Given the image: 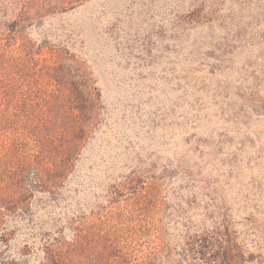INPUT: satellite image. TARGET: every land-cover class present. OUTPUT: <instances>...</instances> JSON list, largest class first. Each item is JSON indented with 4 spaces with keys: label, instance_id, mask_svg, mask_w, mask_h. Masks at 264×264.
I'll return each instance as SVG.
<instances>
[{
    "label": "trees",
    "instance_id": "obj_1",
    "mask_svg": "<svg viewBox=\"0 0 264 264\" xmlns=\"http://www.w3.org/2000/svg\"><path fill=\"white\" fill-rule=\"evenodd\" d=\"M86 1L0 0V264H264L263 254L245 248L246 234L212 178L180 157L160 165L139 160L114 177L88 211H70L49 227L36 219L39 209L70 195V181L106 113L87 65L46 41L34 42L27 30ZM165 13L178 54L210 62V69L226 68L237 51L255 53L248 64L259 79L243 94L239 86L231 94L199 78L190 63L179 69L178 88L193 96L184 97L186 122L207 118L201 90L212 92L233 125L249 128L264 118V0H174ZM194 30L204 37L194 38L186 54L183 44ZM232 95L243 103L235 106ZM234 139L218 132L214 143L197 137L194 147L208 148L214 158L222 154L231 166L245 142L253 147L256 141L247 133ZM258 140L254 159L264 168V141ZM33 252L42 253L38 261Z\"/></svg>",
    "mask_w": 264,
    "mask_h": 264
},
{
    "label": "rangeland",
    "instance_id": "obj_2",
    "mask_svg": "<svg viewBox=\"0 0 264 264\" xmlns=\"http://www.w3.org/2000/svg\"><path fill=\"white\" fill-rule=\"evenodd\" d=\"M172 1L88 0L66 11L44 16L27 30V36L34 42L46 41L87 65L101 90L106 113L104 124L84 152L70 181V195L58 204L39 209L36 219L42 221L43 227H49L70 211H88L108 183L137 165L139 160L145 163L154 160L160 165L168 158L180 157L194 171L197 168L201 175L212 178L209 180L214 181L238 221L236 227L246 234L245 248L264 255V237H259L252 229V224L256 223L258 231L264 234V191L261 192L264 168L259 158L254 159L253 151L261 143L258 138L264 141V118L253 120L249 128L233 125L225 121L227 116L220 114L212 92L206 94L201 90L200 112L207 118L199 125L198 120L188 123L180 113L187 107L184 97L192 101L193 96L189 94L190 89L178 88L176 78L179 69L190 63L197 68L195 75L199 78L219 82L227 86L231 94L236 93L239 86L243 94L245 87L259 79L255 66L248 64V60H254L255 53L237 51L228 66L220 70L210 69L205 64L210 62L202 63L192 56L178 54L177 45L168 37L172 20L165 13ZM203 37V31L194 30L183 44L186 54L191 41L196 38L199 43ZM199 53L196 58L200 57ZM230 101L235 106L243 103L236 95H232ZM187 110L190 116L192 112ZM191 132L196 135L186 143L184 136ZM218 132H225L227 138L234 137V141L247 133L258 143L255 141L252 147L245 142L236 165L229 166L227 157L222 154L214 158L216 153L209 154L208 148L201 153L194 147L197 137L214 143ZM221 159L224 161L220 162ZM34 254L38 261L42 253Z\"/></svg>",
    "mask_w": 264,
    "mask_h": 264
}]
</instances>
